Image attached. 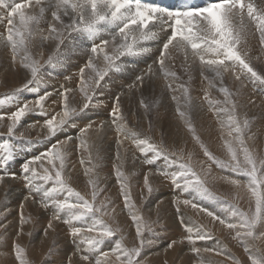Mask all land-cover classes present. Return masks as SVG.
<instances>
[{"label":"snow or ice","instance_id":"1","mask_svg":"<svg viewBox=\"0 0 264 264\" xmlns=\"http://www.w3.org/2000/svg\"><path fill=\"white\" fill-rule=\"evenodd\" d=\"M33 4L38 7V13H26L25 9L33 7ZM42 0H25L22 3H14L11 6L0 3V8L6 11L0 13V24L4 25L5 31L0 33V45L10 47L12 60L15 63L16 57L21 55V63L23 68L30 72L31 79L24 86L33 83L41 71V65L38 59H34L30 53V45L35 43L34 33H40V44L42 48L46 41L54 42V51L49 55L47 64L53 62L58 50L63 45L64 40L73 32H79L80 35L75 37L82 44H87L89 36L86 33L93 35L106 34L110 38L102 39L99 43H93L89 49L90 58L87 59L84 66L79 70L81 78L84 76L85 69H89V81L80 80L81 87L79 91L83 94V104L79 112L76 108L68 109L67 93L71 89L64 88L61 85L60 95L64 99V111L62 116L58 113L52 118L46 119V128L48 139L58 136L65 126H75L72 124L73 119L77 114L83 113L91 107L93 102H96L98 107H105L103 100L98 99L96 94L97 87L104 81L106 75L111 69L119 70L117 62L126 55H147L152 50L147 46L148 42L161 41L159 45V55L153 61L165 77H176L174 71H170L166 65V60L172 59L171 50H180L185 53V61L188 59V50L192 57V64L188 65L185 71L192 68V65L199 60L200 74L204 80L208 82V87H216L215 80L220 81L219 92H221L224 101H211L209 104L225 105L217 108V115L226 113V122L221 121V128H227V137L224 141V146L227 150L228 159L217 158L196 135V129L187 115V111L180 109V99L176 95L172 99L177 103V112L188 126V130L193 134L194 139L203 150L204 155L208 160L216 163L222 169H228L233 173H239L247 177L246 188L250 197L254 199V207L245 211L241 209L239 204L232 203L227 208V214L222 216L216 215L213 211L208 210L197 203L193 199H183L180 196L173 198V204L176 208L178 222L185 230L187 235L181 239H173L166 246L165 251L172 249L180 244L187 242L191 245V252L197 256L200 255L202 249L196 247L197 242L207 241L212 237V233L205 229L204 225L195 224L192 220L185 222V218L180 211L181 205L190 206L192 209L199 212H204L213 221L227 229L234 231L236 239L240 240L244 246L245 252L249 253L250 264H264V257L258 258L253 255L248 247V238L259 239L264 237V232L257 233L258 227H264V158H258L249 149L246 144L245 137L251 129V121L247 114L243 118L237 115V104L233 99V93L228 87L224 86V74L230 69L240 67L241 72L247 74L248 79L253 82L264 84V75L258 73L251 64L246 60L247 52L242 56L237 51V45L241 42L242 35L247 34L248 23L255 22L256 29L259 32L261 45H264V10L258 11L251 2L245 0H211L203 7L189 6L183 10H171L161 8L156 4H148L143 0H48L47 10H50L51 21L47 35H43V31L39 25L45 19L46 7L41 6ZM66 18V19H65ZM110 49V50H109ZM42 56V53H40ZM99 61V63H98ZM230 62V63H226ZM212 73V78L204 75V72ZM156 75L152 65L142 70L135 81L127 85L128 90L142 86L145 79H151ZM67 77L66 79H70ZM189 81L192 76L189 72ZM236 80H240L237 75ZM178 79V78H177ZM88 83L93 94H89L84 87ZM173 92L179 91L184 98L186 109L190 110L194 107L192 97L189 95V88L184 83H179L176 88L171 84L168 85ZM46 93L40 96L35 101L38 111L47 114L44 107V101L49 95ZM122 93H117L112 98V107L109 110L111 123L118 133L116 141L117 145V160L122 162L120 147L124 139L131 137L136 148L143 154L142 163L152 166L155 162L164 157L168 158L171 153L167 147L161 144L150 143L149 138H138L134 132H129L126 124L123 123L124 116L122 113L120 97ZM208 100L207 93L204 97ZM141 105L147 112L149 105L141 100ZM254 103V102H253ZM230 105L231 107H228ZM35 108H30L28 102H24L11 113H0V123L6 118L10 121L8 124V135L12 136L15 133L17 125L21 119ZM59 117V118H57ZM93 121H89L86 125L80 128L78 135L65 136L56 143L51 144L45 152L30 157L20 166L19 175L16 172L8 171V163L13 154L12 145L5 142L3 149L5 154L0 156V168L4 171L0 172V182L5 177L19 178L22 180L27 190V194L23 196L21 201L20 227L17 230L16 236L23 233V225L27 222L23 213V202L28 200L32 193H42L41 203L44 208L51 207L52 216L47 224V229L53 227L52 221L61 220V213L66 215L64 223L69 227L70 238L75 247L82 253L80 260L82 264H146V260L142 257V253L146 248L156 245V242L151 238L155 235V228L152 224L158 225L163 229L161 223L162 217L159 214V203L153 205V209L157 210V219L151 224L145 221L144 216L137 215L135 212L131 215V220L135 226V233L132 237V246H123L125 237L121 235L112 249L102 251L101 245L106 239L112 238L121 232V228L110 226L102 217L109 215L107 210L108 204L111 203L108 197L99 200L100 194L104 191L99 185V179L93 178L92 173L96 165L85 168V175L89 177L87 183L91 186V200L82 195L69 184V178L65 176V168L67 167L68 158L70 156V145L73 139L78 141L77 149L80 152V163L84 165L86 160L84 153L88 152L87 162L91 163V151L88 144L89 131L93 130ZM152 129L151 121L149 122V131ZM104 123L101 122L98 128L94 131L103 132ZM102 138V137H101ZM149 153L151 155L149 156ZM242 156V159H241ZM183 158V157H181ZM138 158L133 154V161ZM46 162V164H45ZM38 165V167H37ZM47 165V166H46ZM42 169V171L38 170ZM165 179H169L173 185V190L187 193L190 190L194 191L198 196L214 197L215 193L210 191L206 186V180L201 178L188 163H182L180 170L168 172L163 169H158ZM210 171V167H209ZM116 176L120 181V191L125 205L133 207L130 199V187L127 182V177L121 172L120 166L115 168ZM149 170V175H151ZM228 183L235 186L237 189L245 187L239 179L222 177ZM36 181L51 182V188H44L42 185L35 183ZM144 185L146 194L150 197L154 188L149 183L148 176H145ZM66 193L68 198L75 197V202L70 199L53 198L56 194ZM34 199V197H32ZM141 198H145V191L141 190ZM98 202V203H97ZM99 213V217H97ZM94 217L91 224L86 227H76L74 221H81L89 215ZM6 213L0 211V220L4 219ZM0 242L8 238V225L0 224ZM145 229L150 234L145 235ZM85 233H95L94 235L84 236ZM77 237H83L77 241ZM79 243H86L87 250L79 249ZM13 248L18 260V264H27L24 259L25 249L18 243H14ZM204 252H214L216 255L224 256L232 261V264H242L226 247L204 248ZM76 255V252H70L61 264H71V257ZM51 256V253H49ZM115 257V260L109 257ZM201 264L203 262L201 261ZM212 264H221V262L213 261Z\"/></svg>","mask_w":264,"mask_h":264},{"label":"rangeland","instance_id":"2","mask_svg":"<svg viewBox=\"0 0 264 264\" xmlns=\"http://www.w3.org/2000/svg\"><path fill=\"white\" fill-rule=\"evenodd\" d=\"M262 4L260 7H258V10H264V0H261ZM260 4V3H259ZM259 6V5H258ZM256 27H251L248 26L247 34L242 35L245 43L250 42L249 41V36L253 37V48H254V58L249 60L251 66L261 75H264V45H261L260 39H259V34L255 32ZM255 33L257 35H255ZM245 45V44H244ZM244 53L247 52V57H249L250 51L245 50V46H243ZM10 58V57H9ZM199 60L197 59V64L195 63V67L197 70L200 71V68L198 66ZM183 63H180V67L186 66L187 63L183 60ZM186 63V64H185ZM230 63V62H226ZM193 67V65H192ZM55 68V69H54ZM56 66L52 64V68L48 70L50 73L51 71H56ZM143 70V69H142ZM179 69H175L174 72H178ZM180 73V72H179ZM230 74V75H229ZM237 72L234 70L228 71L227 73L224 74L223 78V84L224 86L228 87L230 92L233 93V99L237 104V115L241 118L245 114H247V117L251 121V129L249 134L245 137L246 144L249 147L250 151L257 156L258 158H264V116L257 115V112L259 111V107L263 106L264 103V84H262L261 87H259V94L258 96L261 97L260 100L256 101L255 97L251 98V96H245L241 95V88L245 87L244 84H237L236 88H232V83L235 81V77ZM72 75H75V73H72ZM181 76V79H179L178 83H184L188 88H189V74L185 72V70L182 69V73L179 74ZM235 75V76H234ZM155 78L152 77L151 79L146 78L143 85L139 86L137 91H133L130 94H127L128 99L131 97H134L131 102L127 105L128 111L131 110V113L129 115L124 116V124H130L131 125V130H135L137 136H140L142 138H149L150 143H155V144H161L163 143L166 147L169 153L171 155L168 156L167 159L164 157H161L158 159L154 165L151 166L143 164L139 159H143V156L137 155L136 157L138 158L135 162H131L130 160V154H127L126 157L122 160L125 161V167H131L133 169V178L130 175H127V179H130L136 183L133 188H130V199L132 201L133 207L128 209V206L125 205L124 199L122 198V194L119 190H116V187L113 186L111 187H106L104 185L106 182V178H110V181H115L117 176L115 172V168L118 162L116 156H117V145L114 142V139L108 140L109 144L113 146V151L111 154L103 156L97 148L96 154V160H100V164L98 165V170L95 172L93 175H95L94 178L99 179V185L101 188L104 189V191L100 194V197L98 198L99 200H103L105 197H108L111 203L108 204V212L109 215L102 217L110 226L112 227H119L121 228V232L118 233L116 236H113L112 238H108L105 240V242L101 245V250L106 251L109 249H112L114 245L119 242V237L123 235L125 237L124 239V245L123 246H132V237L135 233V226L131 220V215L133 212H135L137 215H142L145 218V221L151 224V222L155 221L157 219V213L154 212L153 210V205H156L157 202L159 203V214L162 217L161 223L163 224V229H161L158 225L152 224V227L155 228V235L152 236L151 238L156 242V245L150 248H146L144 252L142 253V257L146 260V264H171L174 262V264H184L186 263H192V264H201L200 257L193 254L191 252V245H189L187 242L180 244L178 249L179 251H183L184 256L179 257H173L174 259L172 260L171 263H168L165 259V255L157 254L156 252H159V249H162L164 251L165 246L174 239V237H177L178 231H180L181 234V239H183L187 233L185 230L181 227L180 223L178 222V217L176 214V208L175 205L173 204V199L175 196H180L181 200L183 199H193L194 203L196 202L199 205H202L204 208L208 209L207 207L209 204L210 210L215 212L216 215L219 216H224L227 214V208L231 206L232 203L239 204L241 209L247 211L250 206L254 207V199L250 197V193H248L246 186L242 187L240 189H237L235 186L231 185L230 183L227 182L225 179H221L222 177H229L234 179H239L241 182H244L243 184L245 185L247 183L248 178L243 176L242 174L239 173H233L228 169H222L219 167L218 164L208 160V158L204 155L203 150L200 148L199 144L197 141L192 137L190 138V135H186L188 141H184L183 138L181 140L175 141L174 135L171 138L170 135H166L165 132H167L164 128L163 131H160L159 133L157 132L159 127H164L167 126L168 122L175 121L178 122L179 119H177L179 116H175L174 114H168L164 112V109L166 107H169L170 102L174 104L177 108V103L172 99L173 95H176L178 97H181L180 99V104L185 105L184 98L182 97L181 93L179 91L173 92L171 89L168 87V83L165 84V82L161 79V77L157 80V83L160 82L159 88H160V94L161 98L165 99L164 103L160 105V110L158 111V114L153 112V107H152V101L155 96V91H156V85H155ZM186 78V79H185ZM185 79V80H184ZM204 80V79H203ZM240 80H242L240 78ZM205 81V80H204ZM215 83V82H214ZM177 84V83H175ZM173 82H171V85L173 88H176ZM208 84V82H207ZM217 86L218 84L215 83ZM178 85V84H177ZM220 87V84L219 86ZM125 89L124 92H127V85L123 86ZM214 88V87H213ZM11 91H9V90ZM28 89L27 86L22 87L21 90ZM190 90V88H189ZM193 90L194 87H193ZM216 93H218V101H224L225 97L224 95L215 87ZM195 92V91H192ZM199 92V91H198ZM71 93V92H70ZM154 93V95H153ZM191 92H189L190 95ZM253 93V92H252ZM140 94L144 97L145 95H151L150 100H144L145 104L149 105L148 109V126L149 122L151 121L152 124V129L149 131V127H142V124L145 122V115L140 113L142 111H139V107L136 103V98L140 96ZM15 92H13L10 87L7 85H0V113H2L4 110L5 112L3 113H11L16 110V107L18 104L16 103L15 100ZM201 95V99L203 100L205 95L199 93V97ZM111 96V95H109ZM192 96V95H190ZM111 96L110 100L112 99ZM245 97L247 100H245ZM200 98L196 101L197 105L202 106V100ZM210 100V98H209ZM15 101V104H14ZM12 103L9 105V103ZM254 102V103H253ZM261 102H263L261 104ZM7 103V104H6ZM29 107L30 108H35L36 110L27 113L19 122L17 125V128L15 130V133L12 136L8 135V124L10 121L6 118L2 124H0V156H3L5 154L3 145L5 142H8L12 145L13 148V154L9 163H8V171L16 172L19 175L20 172V166L28 160L30 157L37 156L40 153L39 147H44L46 150L49 149L51 144L56 143L57 141L56 138L60 135H65L70 136V132H66L63 128V130L58 133V136L53 137L51 139H48L47 136V128L45 125H41L40 128H36L34 125L35 123H32V120L29 121V118H36L38 115L44 117L43 119H48L47 117L50 116L49 118H52L48 111L46 112L48 114H43L38 111L37 105L31 107L30 102ZM94 104V102H93ZM96 107H98L97 103ZM123 103H121L122 106ZM13 105V106H12ZM7 106V107H6ZM10 108H9V107ZM93 106V105H92ZM131 106V107H130ZM142 106V105H141ZM225 105L220 104L218 107H224ZM106 107V106H105ZM104 107V108H105ZM228 107H231L228 105ZM8 108V109H7ZM100 108V107H98ZM122 108V107H121ZM46 109V108H45ZM136 110L134 113H132V110ZM125 110V109H124ZM142 110L145 111V109L142 107ZM10 111V112H9ZM264 111V110H263ZM32 113V114H31ZM56 115V114H55ZM226 113H223L220 118H223ZM77 117V116H76ZM104 127L107 129H113L114 126L111 123V118L109 115L106 113L104 116H102ZM110 120V121H109ZM190 120L192 122V125L196 129V135L200 137V140L204 142V144L207 145L209 150L219 159H228V154L227 150L224 146V141L226 138H223V130L221 128V125L218 124L217 120L218 118L216 117H211L206 115V117L203 116H198V117H190ZM223 121L226 122V117L223 118ZM8 122V123H7ZM100 122V123H101ZM99 123V122H98ZM7 124V125H6ZM26 126V127H25ZM46 128V129H45ZM97 127L94 128V130ZM140 128V130H138ZM39 129V130H38ZM157 129V130H156ZM35 130V131H34ZM188 130V128L186 129ZM139 131V132H138ZM165 131V132H164ZM189 131V130H188ZM157 132V133H156ZM78 132L76 134L73 133L71 136H77ZM65 136H62V138H59L58 140L63 139ZM205 137V138H204ZM210 139L209 142L206 140ZM20 142V143H19ZM95 142V141H94ZM77 140H72L71 145H70V151L72 154L68 158L67 162V167L65 168V176L69 178L68 182L77 191H80L82 195H85V197L89 200H91V186L88 185V189L84 190V185L87 183L89 177L85 175V168H82L79 166L80 162V155H77ZM197 143V145H196ZM21 144V145H20ZM95 144V143H94ZM181 144V145H180ZM20 145V146H19ZM95 146V145H94ZM44 151V152H45ZM74 153V156H73ZM151 153H149L150 156ZM143 155V154H142ZM109 156H113V158H109ZM141 157V158H140ZM183 157V158H181ZM71 158L74 159L75 164L71 165ZM242 159V156H241ZM161 160L164 162L166 160V163L163 164ZM161 163V164H160ZM182 163H188L198 174L201 175L202 179L206 180V186L215 193L214 197H208V196H198L194 191H189L187 193L180 192L179 190L174 191L172 183L170 180L165 179L162 175H160V172L157 171L159 169H164L165 171L168 172H175L180 170V165ZM46 164V162H45ZM164 165L161 167V165ZM166 164V165H165ZM83 166V165H82ZM123 166V167H124ZM38 167V165H37ZM210 167V171H209ZM42 171V169H38ZM149 170H151V173H156V175H159L160 178L155 179V181L152 180L153 182V188L154 192L153 194L148 197L146 194V188L144 185V180L145 176H148V180L151 177L149 175ZM224 174L219 175L217 172H221ZM4 171V169L0 168V172ZM155 171V172H154ZM159 172V173H158ZM233 173V174H232ZM123 174H126L123 172ZM234 175V176H233ZM88 177V178H86ZM236 177V178H235ZM238 177V178H237ZM112 179V180H111ZM8 182H13L16 184L14 187L13 184L11 183L10 187H4L6 186V181ZM14 180V181H13ZM2 182H0V190H2V194L0 195V211L5 212L6 215L4 219L0 220V224H7L8 225V238L2 242H0V247L2 246V249H0V264H18V260L15 255V250L13 248L14 243H18L21 247L25 249V254H24V259L26 260L27 264H61L65 260L66 257H68V254L70 252H76V255L72 256L71 259V264H82V261L80 260V255L82 254L77 247L74 246L69 232L70 229L69 227L63 222L64 219L61 217V220L59 221H52L53 223H56V225H53L52 228L47 229L46 235L45 230L47 227V224L49 223V220L52 216V209L51 207L45 209L43 204L41 203L42 200V193H32V196L29 197L27 201V204H29L31 207L28 210L29 215L31 216L30 218L25 217V220L27 221L24 225H31V229L28 230L26 236H21L17 238L16 233L12 232H17L18 228L20 227V211L21 208L18 210L13 209V205L15 204H21L22 198L24 195L27 194V190L25 189V185L23 184L22 180L19 178H11V177H5ZM129 181V180H128ZM157 181L160 182L159 187L158 184L156 183ZM169 181V182H168ZM35 183L42 185L44 188H51L50 184L51 182H43V181H36ZM150 183V182H149ZM171 183V185H170ZM88 184V183H87ZM161 185L163 187H161ZM12 188V189H10ZM14 188V189H13ZM19 188V189H18ZM162 188V189H161ZM145 191V198H141V190ZM19 191L21 194H19ZM117 191V192H116ZM116 192V193H115ZM195 193V194H194ZM17 195L19 196L18 199H10L12 196ZM191 195V196H190ZM198 196V197H197ZM34 197V199L32 198ZM193 197V198H192ZM58 198V197H56ZM199 198L201 199L199 201ZM58 199H70L71 202H75V197L68 198L66 193L64 194H59ZM198 200V202H197ZM203 200V201H202ZM97 202V203H98ZM172 202V204H171ZM202 204H201V203ZM115 205V209H114ZM181 213H190V212H197L198 217L200 218L197 220V224H205L207 222V219L211 220L213 223H215L219 229L217 231L212 226L209 228V223L208 227L206 228L207 231H210L212 233L211 239L204 241V242H197L196 247H199L202 249L203 248H213L215 245H212L211 243L216 242L217 238L219 237V234L221 233V229H223L224 233L226 236H228V241H225V245L218 244L216 248L224 246L226 247L232 254L237 257L242 264H250V259H249V253L245 252L244 246L241 243L240 240L234 238L235 233L234 231H231L227 229L226 227L220 225L218 222L213 221L212 218L208 217L206 213L204 212H199L197 210L192 209L190 206H184L181 205L180 207ZM31 211L33 213H31ZM170 212L173 214L171 215ZM65 215L64 213H62ZM116 214V215H115ZM97 217H99V213L96 214ZM171 215V216H170ZM66 216V215H65ZM184 216V215H183ZM205 216L206 220L204 219ZM185 218V217H184ZM94 217L90 214L88 217H85L81 221H74L73 225L76 227H86L87 225L91 224L93 221ZM170 221H174L175 224L171 223ZM186 221V220H185ZM171 225V226H170ZM172 227V228H170ZM211 229V230H210ZM0 231H3L2 228H0ZM257 233L264 232V227H258L256 229ZM88 235H94L95 233H86ZM86 234H83L84 236ZM145 235L148 236L150 235L147 232V229H145ZM83 237H77V241L82 240ZM250 240L252 241L253 245V251L252 254L256 255L258 258L263 257L262 251H258V249H264V237H261L259 239H252L248 238L247 244L250 245ZM7 243V244H6ZM80 247L79 249H82L83 246H87L86 243H79ZM211 244V245H210ZM203 245V248H202ZM11 247V249H10ZM177 247V246H176ZM249 247V246H248ZM87 250V249H83ZM240 250V253L238 252ZM167 251V250H166ZM201 255H204L206 257L208 254H211V258L213 260H219L221 261L222 264H232V261L228 260L224 256L216 255L214 252H202ZM9 252L8 255L6 253ZM49 253H51V256H49ZM42 254V255H39ZM160 255V256H158ZM206 255V256H205ZM186 256V257H185ZM182 257L184 259H182ZM13 258L15 259L13 261ZM111 258V256H110ZM113 260H115V257H112ZM203 264H208V261H206Z\"/></svg>","mask_w":264,"mask_h":264},{"label":"bare ground","instance_id":"3","mask_svg":"<svg viewBox=\"0 0 264 264\" xmlns=\"http://www.w3.org/2000/svg\"><path fill=\"white\" fill-rule=\"evenodd\" d=\"M22 2H25V0H0V3L7 4L9 6H11L14 3H22ZM42 2H43V5H41V6L46 7L47 3H48V0H42ZM257 3L259 5L258 7H260L261 4H262L261 0H258ZM4 11H6V9L0 8V13H2ZM25 11H26V13L32 14V13H38L39 9H38V7H36L33 4V7L29 8L28 10L25 9ZM44 15H45V19L41 22L39 27L42 30H44L43 31V35H47V29L49 28V21H51L50 10H47V7H46V12H45ZM4 31H5L4 25L0 24V33H3ZM86 34L89 36V41H88L87 44H82L81 41H79L78 39L75 38V37L79 36L80 33L79 32L71 33L64 40V43L60 47V49L58 50L56 57L53 58V62L51 64H47V59H48L49 55L54 51V42L51 41V40L46 41L44 43L43 47L41 48L39 46V44H40V35L41 34L40 33H34V41H35V43L33 45H30V53H31V55H32V57L34 59H38L39 60L40 65H41V71L38 74V78L33 83L28 84L27 85L28 89H24V90H21V88L25 87L24 85L27 83V81L29 79H31V75H30V72L26 71L23 68V66H22L21 57H22L23 53H21V55H18L16 57L15 63H13L12 53H11L10 47H5L4 45H0V85H7L8 87H10V89L13 90V92H15L14 96H15L16 103L18 104L17 106H22V104L24 102H30V106L33 107V106L36 105L35 101L37 100L38 97L43 96L46 93H53L52 95H49L47 97V99L44 101V107L46 108V110L48 111V113L51 116H53V115L56 116L55 114H58V113L62 116V113L65 110L64 109L65 101L61 97L60 91H59L60 88H61V85H63L64 88L72 90V91H70L71 93L70 92L67 93V96H68V100H67L68 109L71 110L72 108H76L78 110V112H79V110L82 107V104L84 102L83 94L79 91V89L81 87L80 80L83 79L86 82L90 80L89 69H85L83 78L80 77L79 70H80V68L82 66L85 65L87 59L90 58L89 49H90L91 45L93 43H99L100 40H102V39H109L110 38L106 34H96V35H93V34H90V33H86ZM249 41L250 42H246L245 45H244L245 46V50L250 51L249 57H246V59L248 58L249 60L250 59L252 60L254 58V55H255L254 52L255 51H254V48H253V37L251 36V34L249 36ZM159 45L160 44L150 43L148 46L151 47L152 50L146 56L143 55L141 57H133V58H124L123 57L120 61H118L117 62V67H118L119 70L111 69L109 71V73L106 75L104 81L96 89V94H97L98 99L103 100L105 102V104H106V107L105 108L104 107L98 108V107H96V104H95L96 102H94V104L93 103L91 104V107L89 109L85 110L81 114H77L76 115L77 117L75 116V117H71L70 118V119H73L72 124H74L75 126H65V128H64V130L66 132H68V133L70 132L69 134L71 136V135H73V133L76 134L77 132H79L80 128L83 127L84 125H86L89 121H93L94 122L93 130H90L89 134H88L89 135L88 144L90 146V151H91V156H92L91 163L87 162L88 152L84 153V158L86 160V163L82 166L81 163L79 162V166L82 167V168L92 167V165H96V167L93 169V173H92L93 178L95 177V175H93V174L95 172H97L98 165L100 164L99 163L100 160H96V154L95 153H98L96 149L99 148L98 151L101 154H103V156L109 155L113 151V146L111 144H109L108 140L114 139V142L116 143L117 138H118V133L116 132L115 127L113 129H107L106 127H104L103 132L99 133V136H98L97 132L94 131V128L95 127L98 128V126L100 125V122L103 121L102 116H104L106 113L108 114L109 110L112 107V99L110 100L111 96L115 97V95L117 93H119V92L122 93V95L120 97V102L123 103L122 106H121L122 107V113H123V116L129 115L131 113V110L128 111L127 105L131 102V100L135 96L131 97L130 99H128V97H125V96H127V94L132 93L133 91H137L138 87L133 88L132 90H128L127 89V92H124L125 89L123 88V86H126V85H129V84L133 83L135 81L136 77L138 75H140V73L142 72V69L144 70L149 65H152L153 68H154V71L156 72V75L153 76V77H156L155 78V85H156L155 93L156 94H155L154 99H153V101L151 103H152V107L154 106L153 107V112L158 114V111L160 110V105H162L164 103L165 99L161 98L160 88H159L160 82L157 83V80L161 77V79L165 82V84L166 83L171 84V82H173L174 84L175 83L179 84L178 83L180 81L179 79H181V76L179 74L182 73V69L185 70L184 68H180L178 70V72H176V77H170V76L169 77H165L163 75V72H161L159 70L158 65H154L153 64V61L155 59H157V57L159 55ZM178 51H179V53H177V54H176L177 50H174L173 52L170 51L171 52L170 54L172 56V61L176 62V65L180 67V63L184 64V62H182V61L183 60L185 61V53H183L180 50H178ZM40 53H42V56L40 55ZM190 56H191L190 52H188V59H187V61H185L187 63V65L188 64H192V60L190 59ZM98 63H99V61H98ZM52 64L54 65V67L56 66L57 70L55 72L51 71L49 73L48 70H49V68L50 69L52 68ZM196 64H197V60H196ZM166 65L168 66L170 71H174L175 70V69H173L172 67L169 66L168 60H166ZM198 66H199V64H198ZM231 70H234V72L236 71L237 74L242 79V80H236L235 79V81L232 83L233 84L232 88H236L237 84H244L243 82H246L245 83L246 84L245 87L241 88V95L251 96V98L255 97L256 101L260 100L261 97H259L258 94H259V90H260L259 87H261L262 84H260L258 81L253 82L252 80L248 79L247 74L242 73L239 66H237L235 69H230L229 71H231ZM189 72L191 73V76H192L191 81H189V88H190L189 92H191L190 95H192L191 96L192 97V104L194 105V107L192 109L188 110V109H186L185 105L180 104L179 105L180 109L182 111H187V115L189 116V118L190 117L191 118L192 117L196 118L198 116L206 117V115L211 116V117H216V118H218V120H217L218 124L221 125V121L223 120V118L226 117V115L223 116V118H220V116L223 113H220L219 115H217V111L216 110H217V108H219L218 105H216V104L210 105L209 104V99L208 100H205V99L202 100L201 99V95L199 97V93L203 94V95H205L207 93L208 98H210L211 101H217L218 100L217 98L219 97L218 93H216L217 90H215V87L214 88L213 87L212 88L208 87L207 81L203 80V77L201 76L200 71L196 69L195 64L193 65L192 68H190L187 71V74H189ZM72 73H75V75H72ZM204 75L209 76V78H212V73H210L208 71H205ZM67 77H71V78L70 79H66ZM214 82L217 83L218 86H219V84H220L219 80H215ZM177 84H175L176 87H177ZM218 86L216 85L217 89H219ZM84 87H85V89L87 91H89V94H93L91 88L88 85V83H85ZM193 87H194L195 90H193ZM9 91H11V90H9ZM192 91H195V92H192ZM109 95H111V96H109ZM153 95H154V93H153ZM150 98H151V95H149V94L145 95L144 97L140 94V96L136 98V100H137L136 103H137V105L139 107V111H142L140 113L144 114L145 115V119H146L145 122L142 124L143 128L144 127H146V128L149 127L148 123H147V121H148V111L146 112V111L142 110V106H141L140 102H141L142 99L148 101V100H150ZM199 98L202 100V103H203L202 106L196 104V101ZM195 99H197V100H195ZM245 100H247L246 97H245ZM262 103L263 102H261V104ZM10 104H12V103L10 102L9 105ZM14 104H15V101H14ZM174 106L175 105L172 104V102H170L169 107H166L164 109V112L168 113V114H174L175 116L176 115L179 116V113L177 112V108L174 107ZM17 108L18 107H16V109ZM263 110H264V103H263V106L259 107V111L257 112V115H260V113H261V115L264 116V111ZM135 111L136 110L133 109L132 113H134ZM3 112H5V110ZM49 117L50 116H48L47 118H49ZM43 118L44 117L38 115L36 118H33V117L29 118L30 119L29 121L32 120V123H35L34 125H36L35 127L36 128H40V130H42L41 129L42 128L41 125H45V127H46V120L43 119ZM57 118H59V117H57ZM177 119H179L178 122H175L173 120L171 122H168L167 126L159 127L160 129H158V130L156 129L157 132L159 133L160 131H163L164 128H166L165 130L167 132L164 131L166 133V135H170L171 136L170 139H172V137L174 135L173 139L175 141L181 140V138H183L184 141H185L187 139L186 135H188V134L190 135V138H192L193 134L190 133L188 130H186L188 128V126L185 124L184 120L180 116ZM0 124H2V123H0ZM127 129L129 130V132H134V133L136 132L135 130H131V125L130 124H127ZM138 130H140V128ZM222 130H223V134H224V135H222V137L226 138V139H229L227 137V128L226 127L222 128ZM66 135L67 134L58 136L55 141H58L59 138H62V136H66ZM73 137H76V136H73ZM138 138H142V137L138 136ZM120 139L123 140V144L120 147V154H121V156H123V159L126 157L127 154H130V160H131V162H134L133 161V154H135V156H137V155L143 156L142 153L139 151V149L136 148V146L133 143L131 137H129L128 139H124L123 137H120ZM73 140H76V139H73ZM209 140L210 139L208 138V140H206V141L209 142ZM186 141H188V139ZM196 145H197V143H196ZM45 149L46 148H44V147H39L40 153H43L45 151ZM76 152H77V155H80V152H79L78 149L76 150ZM71 154H72V152L70 151V155ZM73 156H74V153H73ZM109 158L111 159V158H113V156H109ZM140 160H142V159H139V161ZM161 162H163V161L161 160ZM164 163H166V160L163 162V164ZM70 164L71 165L75 164V161H74L73 158H71ZM163 164L161 165V167L164 166ZM118 165L121 168V172L122 173L123 172L126 173V174H124L126 177H128L127 175H130L133 178V169L131 167H127L126 168L124 166L125 165V161L124 160H122V162L121 161L118 162L116 166H118ZM164 167H163V169H164ZM151 168H153V167L151 166ZM223 173H222V170H221V172L220 171L217 172L218 176L219 175L223 176L224 175ZM150 176L151 177L149 178V182H150L151 185H153L152 180L155 181L156 178H157V180H158V178H160L159 175H156V173H153ZM86 178H88V177H86ZM106 179H107L105 181L106 183L104 184V185L107 184L106 187H110V189H111V187L113 188V186H115L116 190L120 191V181H118L117 178H116L115 181H110V182H109L110 178H106ZM233 179H234V177H233ZM3 182H6V186H4L5 188L6 187H10L11 183L13 184L14 187L16 186V184H14L13 182H8V180L3 181ZM127 182L129 184L130 188H133V186L136 185V183L133 181V179L132 180L127 179ZM156 183L160 184L159 181H157ZM242 183H244V182H242ZM159 184H158V187H159ZM246 184H245V186H246ZM170 185H171V183H170ZM50 186L52 187L53 184H50ZM171 186H173V185H171ZM84 187H85L84 190L88 189V184L86 183L84 185ZM161 187H163V186L161 185ZM10 189H12V188H10ZM1 194H2V190H0V195ZM19 194H21L20 191H19ZM56 197L59 198V194L54 195L53 198H56ZM18 198H19V196L14 195L10 199H18ZM200 200L201 199L199 198V201ZM197 202H198V200H197ZM171 204H172V202H171ZM207 205H208L207 207L210 210L209 204H207ZM20 206H21V204H19V203L15 204V205H13V209L17 208L19 210L21 208ZM200 206H202V205H200ZM30 207L31 206L29 204H27V201L23 202V213H24V216L27 217V218L31 217L29 215V213H28V210H29ZM114 209H115V205H114ZM128 209H130V207H128ZM153 210H154V212L157 213V210H155V209H153ZM31 213H33V212L31 211ZM170 214L173 215L171 212H170ZM182 215H184L186 223L190 219L195 224H197L196 223L197 220L200 219L198 217V213L197 212H190V213H187V214L182 212ZM61 217L63 219H66V216L63 215L62 213H61ZM203 217H204V219L206 218L205 216H203ZM170 222L175 224L174 221H170ZM207 223H209V228H210V226H212V228L216 229V230H213V231L216 232L217 229H219V227L215 223H213L211 220H209V219H207L206 225L204 224L205 229L208 227ZM52 224L56 225V223H53V222H52ZM201 225H203V224H201ZM31 228H32L31 225H23V233L21 234V236H26L28 230H30ZM170 228H172V227H170ZM223 231L224 230L221 229V233L222 234L218 233L219 237L217 238V241L211 243L212 245H215V247H213V248H216V246L218 244L225 245V241L229 240L228 236H226ZM49 232L50 231H48L47 233H49ZM178 232L179 233L177 234L178 235L177 237L181 238V234L182 233H180V231H178ZM12 233L14 234V233H17V232H12ZM87 235L88 234H86L85 236H87ZM174 239H177V238L174 237ZM248 246L251 249V251H253V253H254V250L252 249L253 245H252V241L251 240H250V245H248ZM79 247H80V244H79ZM178 247H179V245L177 247L172 248V249H168L167 251H165V250L162 251V249H159L158 250L159 252H156V253L159 254L161 252L160 255L161 254L165 255V259L164 260H166L168 263H171L172 260L174 259L173 257H179V259H181L180 257L184 256L183 251H179ZM202 248H203V245H202ZM0 249H2V246L0 247ZM10 249H11V247H10ZM82 249H87V246H83ZM258 251H262L263 252L262 255L264 257V249H261V250L258 249ZM238 252L240 253V250H238ZM8 254H9V252L6 253V255H8ZM39 255H42V254H39ZM160 255H158V256H160ZM211 256H212L211 254H208L206 257H204V255H201V254L199 255L200 260L203 263L208 261V264H212L213 261H217V260H213L211 258ZM109 259L113 260L112 256H111V258L109 257ZM182 259H184V258L182 257ZM14 260L15 259L13 258V261ZM218 262H221V261L218 260ZM171 264H174V262H172ZM184 264H190V263L184 262Z\"/></svg>","mask_w":264,"mask_h":264}]
</instances>
